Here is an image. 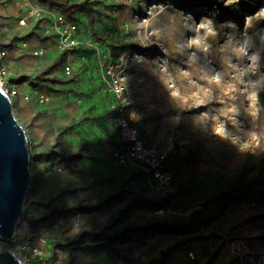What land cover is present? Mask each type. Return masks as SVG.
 <instances>
[{
	"label": "rangeland",
	"instance_id": "rangeland-1",
	"mask_svg": "<svg viewBox=\"0 0 264 264\" xmlns=\"http://www.w3.org/2000/svg\"><path fill=\"white\" fill-rule=\"evenodd\" d=\"M34 1L54 13L66 0ZM68 1H88L95 19L92 27L75 13L91 44L65 55L51 18L20 28V6L1 4L3 38L17 43L7 81L20 90L13 110L28 135L32 179L22 222L11 241L0 238V253L24 264H198L189 252L219 243L208 264L224 252V264H264V82L257 118L229 57L249 61L226 44L250 37L259 70L246 80L264 75V0ZM111 60L124 70L142 133L170 152L173 199L115 156L120 133L104 83ZM204 113L217 118L213 127ZM129 229L139 230L123 240ZM244 233L255 251L238 250Z\"/></svg>",
	"mask_w": 264,
	"mask_h": 264
},
{
	"label": "built area",
	"instance_id": "built-area-1",
	"mask_svg": "<svg viewBox=\"0 0 264 264\" xmlns=\"http://www.w3.org/2000/svg\"><path fill=\"white\" fill-rule=\"evenodd\" d=\"M11 3H21L25 10V14L19 16L17 21L20 28H27L30 21L52 19L49 32L57 38L61 54H70L77 49H83L84 46H90L91 41L84 42L81 37L80 24L70 19L67 12L62 10L50 13L36 5L34 0H0V4ZM49 15L50 17H48ZM16 46V41H4L0 30V86L12 101L20 94L18 86L12 87L7 81L8 60L16 51ZM44 54L43 48L34 51L35 56ZM65 72L68 75L74 73L70 63H66ZM104 83L114 98L113 122L120 133V145L115 147V156L119 164L130 166L137 172L143 173L153 180V190L157 195L173 199L175 196L173 190L174 174L168 167L170 152L162 151L155 142L146 139L139 128L137 123L139 110L134 106L129 95V87L120 64H115L111 60L104 67ZM40 99L43 103L45 95H40ZM189 257L192 260L196 259L193 251L189 252Z\"/></svg>",
	"mask_w": 264,
	"mask_h": 264
},
{
	"label": "water",
	"instance_id": "water-1",
	"mask_svg": "<svg viewBox=\"0 0 264 264\" xmlns=\"http://www.w3.org/2000/svg\"><path fill=\"white\" fill-rule=\"evenodd\" d=\"M29 139L13 101L0 86V238L11 241L23 217L31 186ZM0 264H24L17 254L0 253Z\"/></svg>",
	"mask_w": 264,
	"mask_h": 264
},
{
	"label": "clouds",
	"instance_id": "clouds-1",
	"mask_svg": "<svg viewBox=\"0 0 264 264\" xmlns=\"http://www.w3.org/2000/svg\"><path fill=\"white\" fill-rule=\"evenodd\" d=\"M230 43L233 53L235 54V59L237 61L242 60L243 58H247L249 61L248 66L246 67H242L239 64H233L232 58L229 57L230 59V66L232 67V69L234 70V72L239 76L240 78V83L244 85V88L241 89V91L245 92V99L248 103V97L252 96L255 97L257 100V104L259 105V91L261 90V87L259 86L262 82H264V75H261L258 77V79H256L255 81L252 80H246V77L249 76V74H256L259 70V55L257 53H253L251 56L248 55V50L251 48L252 44H251V38L250 37H246L243 42H237V43H233V39L231 40H227L226 44ZM251 70V71H250ZM214 82L219 83L221 80V76L219 73H217L213 78ZM261 105H259L257 113H256V117H259V114L261 112ZM245 113L252 118V114L251 112L244 110ZM238 114L235 113L234 117ZM202 116H204V118L206 120H208L213 127V124L216 123L217 118L215 116L209 117L208 113H204L201 114ZM194 120H196L197 118L194 117ZM221 128L226 127V125H224L223 123L220 124ZM215 134V132H213ZM216 135V134H215ZM250 135H256V132L251 133ZM223 138V137H221Z\"/></svg>",
	"mask_w": 264,
	"mask_h": 264
},
{
	"label": "crops",
	"instance_id": "crops-1",
	"mask_svg": "<svg viewBox=\"0 0 264 264\" xmlns=\"http://www.w3.org/2000/svg\"><path fill=\"white\" fill-rule=\"evenodd\" d=\"M12 5H17V6H20V10L22 11V13L21 14H17V16L19 15V16H22L23 14H25V10H24V8L22 7V5H21V3H11ZM1 7H3V5H1L0 4V8ZM1 36H2V39L4 40V41H9V39H7V40H5L4 38H3V36H4V34H3V32L1 31ZM11 41V40H10ZM244 238H243V240L241 241L242 242V244L240 245H238V247H239V249L238 250H242L241 249V247L240 246H242V248L243 249H247V250H251V251H255L254 249H255V244H254V239H252V238H250V237H247V236H250L248 233H244L243 235H242ZM222 244V243H221ZM219 243H217V244H215V245H213V244H210V245H204V246H202V247H199V249H195V251H196V259L195 260H197V263L198 264H208L209 263V261L211 260V257H212V251L214 252V249H213V246L214 247H219ZM194 252V251H193ZM226 259L227 257H226V253L224 252L222 255H221V257H219V258H217V259H215V262L213 263V264H224V263H222L223 261H222V259ZM194 260V261H195ZM191 261H192V259H191ZM231 261V258H228L227 259V261H226V263L225 264H228L229 262Z\"/></svg>",
	"mask_w": 264,
	"mask_h": 264
},
{
	"label": "trees",
	"instance_id": "trees-1",
	"mask_svg": "<svg viewBox=\"0 0 264 264\" xmlns=\"http://www.w3.org/2000/svg\"><path fill=\"white\" fill-rule=\"evenodd\" d=\"M61 5L63 6L62 10L63 9L66 10V12L69 14V18L72 19V20H75V21H77L76 19H74L75 13H77V12L87 13L89 15V17H90L91 26L93 27L94 19H95V17H94L95 10L90 5V3L88 1H82V2H79V3L71 4L68 0H66V1H62ZM63 58H64V56H61L59 60H62ZM212 200L220 201L219 198H212ZM137 230H139V229H129V230H126V231H122L119 235L122 236L123 240H126L127 236L131 232H135Z\"/></svg>",
	"mask_w": 264,
	"mask_h": 264
},
{
	"label": "bare ground",
	"instance_id": "bare-ground-1",
	"mask_svg": "<svg viewBox=\"0 0 264 264\" xmlns=\"http://www.w3.org/2000/svg\"><path fill=\"white\" fill-rule=\"evenodd\" d=\"M21 222H22V218L20 219L19 225L21 224ZM19 225H18V227H19ZM16 230H17V229H16Z\"/></svg>",
	"mask_w": 264,
	"mask_h": 264
}]
</instances>
